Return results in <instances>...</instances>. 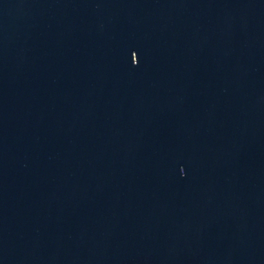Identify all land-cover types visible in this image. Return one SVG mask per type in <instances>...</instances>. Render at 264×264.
Listing matches in <instances>:
<instances>
[{
  "label": "water",
  "instance_id": "obj_1",
  "mask_svg": "<svg viewBox=\"0 0 264 264\" xmlns=\"http://www.w3.org/2000/svg\"><path fill=\"white\" fill-rule=\"evenodd\" d=\"M0 264H264V0H0Z\"/></svg>",
  "mask_w": 264,
  "mask_h": 264
}]
</instances>
